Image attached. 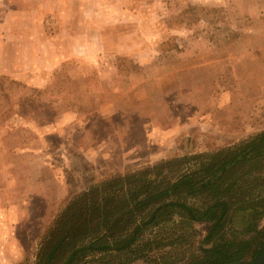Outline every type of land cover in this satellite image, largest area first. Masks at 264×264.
<instances>
[{
  "label": "rangeland",
  "instance_id": "1",
  "mask_svg": "<svg viewBox=\"0 0 264 264\" xmlns=\"http://www.w3.org/2000/svg\"><path fill=\"white\" fill-rule=\"evenodd\" d=\"M263 131L264 0H0V264H35L102 181ZM207 230H177V262Z\"/></svg>",
  "mask_w": 264,
  "mask_h": 264
},
{
  "label": "trees",
  "instance_id": "2",
  "mask_svg": "<svg viewBox=\"0 0 264 264\" xmlns=\"http://www.w3.org/2000/svg\"><path fill=\"white\" fill-rule=\"evenodd\" d=\"M262 170L264 131L195 156L170 179L144 172L102 181L66 208L58 221L69 228L47 235L35 264H249L264 243ZM192 224L207 225L203 242L212 244L177 262L187 240L177 230Z\"/></svg>",
  "mask_w": 264,
  "mask_h": 264
},
{
  "label": "water",
  "instance_id": "3",
  "mask_svg": "<svg viewBox=\"0 0 264 264\" xmlns=\"http://www.w3.org/2000/svg\"><path fill=\"white\" fill-rule=\"evenodd\" d=\"M249 264H264V243L256 252L255 256Z\"/></svg>",
  "mask_w": 264,
  "mask_h": 264
}]
</instances>
